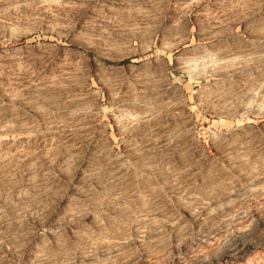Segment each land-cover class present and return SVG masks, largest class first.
Masks as SVG:
<instances>
[{
  "label": "rangeland",
  "instance_id": "obj_1",
  "mask_svg": "<svg viewBox=\"0 0 264 264\" xmlns=\"http://www.w3.org/2000/svg\"><path fill=\"white\" fill-rule=\"evenodd\" d=\"M0 264H264V0H0Z\"/></svg>",
  "mask_w": 264,
  "mask_h": 264
}]
</instances>
